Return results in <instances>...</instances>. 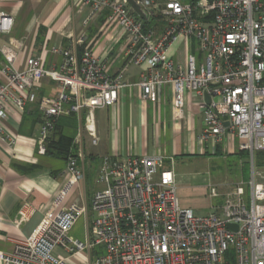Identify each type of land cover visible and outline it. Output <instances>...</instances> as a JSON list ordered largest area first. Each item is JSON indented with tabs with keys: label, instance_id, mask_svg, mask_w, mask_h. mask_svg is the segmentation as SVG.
Masks as SVG:
<instances>
[{
	"label": "built area",
	"instance_id": "2783aa9c",
	"mask_svg": "<svg viewBox=\"0 0 264 264\" xmlns=\"http://www.w3.org/2000/svg\"><path fill=\"white\" fill-rule=\"evenodd\" d=\"M135 1L145 19L133 14L127 0H76L78 10L87 13L73 48L51 46L50 51L63 54L58 68L44 67L36 55L16 68L22 41L0 40L5 59L0 142L8 147L14 143L5 128L10 106L21 113L28 103L37 104L38 154H45L59 116H82L73 140L75 151L63 171L67 179L53 210L29 237L12 240L11 249L0 253V264H264V173L254 166V154L264 152V0ZM103 13L106 24L113 26L110 40L123 43L113 57L110 48L100 54L85 45L88 26ZM11 25L12 18L0 11V34L8 33ZM181 40L187 52L178 62L171 50ZM193 45L197 56L188 51ZM119 57L124 63L112 72ZM129 65L145 66L131 84L123 80ZM44 79L57 83L54 96H37ZM127 85L140 87L142 100L151 102L158 101L159 89L170 85L177 125L185 118V94L198 95L202 128L196 139L210 145L211 152L219 144L233 151L237 142V149L249 158L248 179L223 192L209 184L208 196L215 202L208 212L198 214L179 205L172 165L165 167L162 154L104 155L97 178L104 186L93 194L91 221L85 207L60 206L84 178L78 164L83 159V134L91 145L99 141L94 111L115 107ZM34 210L23 203L15 223ZM81 217L86 220L84 240L69 234ZM83 253L86 261L80 262Z\"/></svg>",
	"mask_w": 264,
	"mask_h": 264
},
{
	"label": "crops",
	"instance_id": "0c3cea01",
	"mask_svg": "<svg viewBox=\"0 0 264 264\" xmlns=\"http://www.w3.org/2000/svg\"><path fill=\"white\" fill-rule=\"evenodd\" d=\"M0 11L12 18L10 31L0 34L1 42L8 43L9 39L22 41L14 59L16 68L24 67L26 58L33 55L41 56L44 67L58 68L63 54L50 51L51 46L60 45L63 51L73 48V38L82 30V21L87 13V9L78 10L76 0H0ZM112 27L106 24L103 13L88 26L85 45L100 54L110 48V57L115 56L123 43L110 40ZM80 49L81 46L77 45V50ZM186 52L183 40L171 50L173 59L178 62H183ZM4 63L0 52V81L5 79L1 72ZM123 63L121 57L116 58L111 71L119 70ZM144 67L129 65L124 71V82H136ZM56 92L57 83L44 79L37 96L52 97ZM141 95L140 87L127 85L120 91L115 107L94 111L99 141L91 145L89 137L83 134V159L78 164L83 169L84 178L71 187L60 206L74 203L85 207L87 219L91 221L93 194L104 186L97 180L104 155L126 158L157 153L162 154L165 160H173L177 155L201 153L196 139L202 128V116L197 108L198 95L185 94V118L180 125L173 119L170 85L159 89L156 102L142 100ZM40 122L36 103H28L21 113L10 106L5 128L13 135L14 143L8 147L0 142V253L11 249L13 239L27 238L37 229L46 213L53 210L52 203L67 179L63 172L65 159L37 153ZM183 126L188 136L181 135ZM205 147L207 149L208 146ZM205 147L203 154H208ZM23 203H28L35 210L16 224L15 219Z\"/></svg>",
	"mask_w": 264,
	"mask_h": 264
},
{
	"label": "rangeland",
	"instance_id": "374dc122",
	"mask_svg": "<svg viewBox=\"0 0 264 264\" xmlns=\"http://www.w3.org/2000/svg\"><path fill=\"white\" fill-rule=\"evenodd\" d=\"M179 50H182L181 46ZM188 51L198 55L194 45ZM181 135L188 136L185 126L181 129ZM197 145L200 148V154L177 155L173 158L172 164L170 160H165L164 165L166 168L172 165L179 205L190 207L198 214H205L211 204L215 202L208 196V185L214 184L219 192H223L231 185L246 181L249 177L250 164L247 154L237 149V142L234 143L235 150L233 151L227 152L219 144L212 154H210L212 151L210 145L206 149V145L198 140ZM204 147L208 154H203ZM263 153L256 152L254 154V166L262 173H264ZM85 229L86 220L85 217H81L69 234L79 240H84ZM60 256H64V254H60ZM78 257L80 262L86 261L84 253Z\"/></svg>",
	"mask_w": 264,
	"mask_h": 264
},
{
	"label": "trees",
	"instance_id": "16d2710c",
	"mask_svg": "<svg viewBox=\"0 0 264 264\" xmlns=\"http://www.w3.org/2000/svg\"><path fill=\"white\" fill-rule=\"evenodd\" d=\"M81 119L75 113L59 116L47 137L45 154L66 160L75 151L73 140Z\"/></svg>",
	"mask_w": 264,
	"mask_h": 264
},
{
	"label": "water",
	"instance_id": "95a60500",
	"mask_svg": "<svg viewBox=\"0 0 264 264\" xmlns=\"http://www.w3.org/2000/svg\"><path fill=\"white\" fill-rule=\"evenodd\" d=\"M129 6L132 8L133 10V14L134 15H138L139 17H142V18H146V14L145 12L142 10V8L136 3L135 0H127ZM205 100L208 102L209 101V98L208 96L206 95L205 96ZM228 227L230 228H235V225H228Z\"/></svg>",
	"mask_w": 264,
	"mask_h": 264
}]
</instances>
